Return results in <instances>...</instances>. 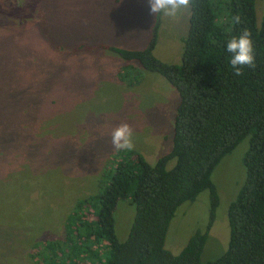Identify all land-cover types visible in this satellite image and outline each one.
Wrapping results in <instances>:
<instances>
[{
	"label": "rangeland",
	"instance_id": "rangeland-1",
	"mask_svg": "<svg viewBox=\"0 0 264 264\" xmlns=\"http://www.w3.org/2000/svg\"><path fill=\"white\" fill-rule=\"evenodd\" d=\"M190 16L191 8L178 19L150 14L148 0H0V264H37L34 245L64 236L77 201L107 186L102 175L119 152L113 128L129 124L133 150L152 164L173 148L178 90L136 61L124 82L129 62L110 47L144 50L160 23L155 56L180 63ZM249 146L246 138L213 173L220 206L204 261L229 246L228 208L246 180ZM209 195L177 210L166 239L174 254L207 228ZM135 213L131 199L118 203L120 240Z\"/></svg>",
	"mask_w": 264,
	"mask_h": 264
},
{
	"label": "trees",
	"instance_id": "trees-1",
	"mask_svg": "<svg viewBox=\"0 0 264 264\" xmlns=\"http://www.w3.org/2000/svg\"><path fill=\"white\" fill-rule=\"evenodd\" d=\"M192 4L180 63L155 56L160 23L144 50L110 47L129 62L121 72L124 82L136 69L131 61H136L178 90L173 148L155 164L136 150L114 155L101 178L109 183L77 201L66 219L64 236L34 245L30 255L37 264H264V8L260 13L257 0ZM236 16L238 24L233 21ZM244 29L252 33L256 67L245 66L244 74L235 76L226 43ZM246 138L250 140L244 158L246 180L228 208L229 246L218 258L204 261L220 206L213 173ZM206 190L207 228L197 230L174 254L166 239L176 212ZM126 199L133 201L136 213L122 241L115 211Z\"/></svg>",
	"mask_w": 264,
	"mask_h": 264
},
{
	"label": "clouds",
	"instance_id": "clouds-1",
	"mask_svg": "<svg viewBox=\"0 0 264 264\" xmlns=\"http://www.w3.org/2000/svg\"><path fill=\"white\" fill-rule=\"evenodd\" d=\"M150 14H162L164 17L178 19L192 6V0H148ZM234 23H240V17L233 18ZM226 50L231 53L230 65L235 76H242L244 68L255 69V51L252 33L244 29L239 36H233L226 43ZM134 132L127 123H121L111 131V143L117 151L134 149Z\"/></svg>",
	"mask_w": 264,
	"mask_h": 264
}]
</instances>
